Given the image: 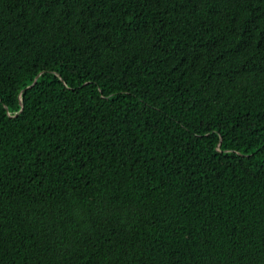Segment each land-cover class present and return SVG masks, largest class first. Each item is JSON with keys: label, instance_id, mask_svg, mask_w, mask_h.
<instances>
[{"label": "trees", "instance_id": "obj_1", "mask_svg": "<svg viewBox=\"0 0 264 264\" xmlns=\"http://www.w3.org/2000/svg\"><path fill=\"white\" fill-rule=\"evenodd\" d=\"M0 264H264V0H0Z\"/></svg>", "mask_w": 264, "mask_h": 264}, {"label": "water", "instance_id": "obj_2", "mask_svg": "<svg viewBox=\"0 0 264 264\" xmlns=\"http://www.w3.org/2000/svg\"><path fill=\"white\" fill-rule=\"evenodd\" d=\"M22 99V98H21Z\"/></svg>", "mask_w": 264, "mask_h": 264}]
</instances>
